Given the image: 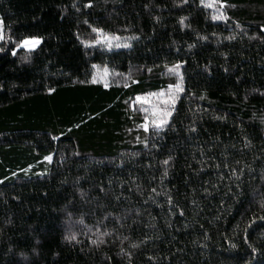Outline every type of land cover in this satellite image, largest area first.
I'll return each instance as SVG.
<instances>
[{
  "label": "trees",
  "instance_id": "1",
  "mask_svg": "<svg viewBox=\"0 0 264 264\" xmlns=\"http://www.w3.org/2000/svg\"><path fill=\"white\" fill-rule=\"evenodd\" d=\"M86 2L0 0L6 40L8 36L41 38L34 50L21 48L15 56L11 54L14 43L0 41L5 48L0 52V264H101L104 253L114 256L115 246L102 245L97 250L90 245L89 239L95 236L78 221L83 218L85 224L96 225L105 212L142 204L133 184L124 186L125 195L132 188L129 201L118 205L111 191L105 196L97 186L107 187L112 180V191L118 192V182L135 176L147 189L152 175L158 184L159 161L169 154L174 159L165 185L185 215L179 216L176 210L169 218L166 204L164 208L143 205V220L150 213L156 217L151 222L157 228L137 224L131 230L132 239L139 240L144 233L160 239L142 248L136 264H145V253L158 254L160 264H168L165 255L171 264H264V221L257 219L249 227L254 214H261L258 201L264 197L259 179L264 168V124L259 119L264 114V0H227V5H235L224 9L230 17L227 22L213 21V9L200 6L199 0L186 4L180 0H93L91 8H84ZM155 16L159 22L153 20ZM181 16L187 17L188 28L181 29ZM236 22L241 28H236ZM89 24L140 39L130 41L131 48H86L81 40L95 36ZM197 33L208 39L198 40ZM230 35L235 39H225ZM189 44L195 47L189 49ZM177 60L185 62L181 72L187 91L176 101L172 127L149 140V145L154 142L159 147L145 148L142 141L151 129L144 133L136 128L143 114L137 107L136 111L128 107L129 99L166 87L171 78L164 64ZM100 66L109 73L107 88L96 77ZM148 68L153 71L149 73ZM113 72H131L139 83L127 81L130 86L125 88L124 77ZM93 76L100 82H91ZM49 87L54 91L48 92ZM202 94L204 99L199 98ZM192 123L195 133L186 131ZM50 134L59 139L52 141ZM137 135L141 142L136 141ZM243 136L251 140L247 149H243ZM49 153L52 161H44ZM255 156L262 158L255 160ZM225 157L229 163L241 159L251 164L256 176L251 180L245 173L242 195L235 199L226 195L232 181H220V174L226 173ZM150 164L156 167L149 168ZM77 177H81L78 183ZM205 181L219 185H208L210 196L202 191ZM78 188L88 192L84 200ZM143 195L147 198V192ZM169 219L170 229L165 227ZM131 223L127 221L121 230L124 234ZM106 226L111 229L112 221ZM69 230L77 233L79 244L63 239ZM245 235L255 252L244 244ZM231 243L237 247L231 248Z\"/></svg>",
  "mask_w": 264,
  "mask_h": 264
},
{
  "label": "snow or ice",
  "instance_id": "2",
  "mask_svg": "<svg viewBox=\"0 0 264 264\" xmlns=\"http://www.w3.org/2000/svg\"><path fill=\"white\" fill-rule=\"evenodd\" d=\"M181 4H186L187 0H180ZM200 6L204 8H211L213 9V14L211 16V19L213 21H225L227 22L230 17L226 14L224 11L226 6L235 7V5H227V0H199ZM218 5V7H217ZM75 6V5H74ZM93 6V0H87L86 3H84V8H91ZM147 8L148 5H145ZM79 11V9H77ZM159 17L155 16L153 17V20L156 22H159ZM187 17L181 16L179 17V24L181 29L188 28L189 25L185 23ZM85 24H88L89 22L87 20L84 21ZM236 28H241V25L239 22H236L235 24ZM4 25L3 20L0 19V41H5L6 43H14V46L11 47V54L13 56L17 55L18 49H26L28 51H32L35 49V47L41 42V38L36 36H25L18 38L16 40H13L11 36L7 37V40L5 38V34L3 31ZM89 28L91 30V33L95 34L94 38L89 40H81V43L84 44L86 48H91L95 46H102L106 47L107 49L111 50L112 48H131L132 45L130 41L132 40H139V36H129V37H121L117 33H110L106 32L104 29L100 27H96L94 25L89 24ZM261 31L264 32V26H261ZM213 35H216L213 33ZM79 39V37H77ZM198 40H207V36H202L199 33H197ZM254 37H249V39H252ZM227 40H233L235 39L234 36H227L225 37ZM195 47V44H189L188 48L191 49ZM5 48L0 47V52H4ZM23 59L27 60L28 57L25 56ZM185 63L184 61L177 60L175 63L164 64V70L167 74V76L170 79V82L167 83L166 87H161L157 91H149L144 92L141 94H136L134 99H132V102L128 105L130 109L133 111H136V105L139 104L138 111L143 114V119L141 122L136 124L137 129H143L144 133H151L150 135H147L144 137L142 143L144 144L145 148H158L159 146L156 143H152L149 145V140H151L153 137H159L160 133L166 128V127H172L170 123V117H172L173 112L176 110L175 105L176 101L181 98L182 93H186V87H185V77L184 74L181 72V65ZM93 68H96V65H92ZM143 67V66H141ZM158 67V66H155ZM226 70V69H225ZM147 71L151 73L153 71V68H148ZM113 75L120 77L123 76L125 82L123 83V87L128 88L130 85L127 81H131L132 84L139 83L138 80L133 79L131 72L128 74L124 73H116L113 72ZM105 75H107V72H105ZM172 79H174V82H172ZM88 81H81V83H87ZM93 83L100 82L95 76H93L92 81ZM104 87H109V84L107 81L104 82ZM54 89L51 87L48 88V92H52ZM252 91H257V89H253ZM191 95V93H188ZM261 95L264 96V92H261ZM155 97V100L151 99ZM200 99H204L203 94L199 97ZM247 99V96L244 98ZM127 103V102H126ZM256 114L253 113V117H255ZM129 119H132L130 116ZM217 119H223V117H217ZM260 123L264 124V114H262L260 117ZM83 123V121H81ZM77 128L80 127L79 124L76 125ZM71 131V129H69ZM130 133L133 131V129L128 130ZM186 131L190 133H195L197 131L195 123H192L188 126ZM51 135V134H50ZM61 136L63 133L60 134ZM59 139L56 135H51L52 141H57ZM137 142H141L140 136L137 135L136 137ZM242 145L243 149H247L251 146V140L247 136L242 137ZM233 149H235V145H232ZM262 155H264V147L261 149ZM205 153L203 150H201V156H203ZM74 155H80L79 152H74ZM131 155H139L138 152H133ZM53 158V154L49 153L48 155H45L43 157L44 161L51 162ZM261 156H255V160H260ZM172 155H167L164 159L159 161V169L160 170V178L159 182L157 184L156 176L152 175L151 178L148 181L149 187L147 189L143 188L139 183H137V177L130 176V178L125 179L120 183L119 191H112L114 188V184L112 180L108 181V186L106 187L103 183L98 185V191L102 193L103 195L107 196L109 195L110 191L112 192L113 200L118 205L123 201H129L130 194L132 192V188H128V194L125 195V187L128 184H133L135 186V189L138 193L141 194L142 198V204L137 203L135 205H131L124 208L122 211H109L105 212L103 217L99 219L96 223V225H87L85 224V221L83 218H81L78 223L81 225H84L85 229L88 232H92V234L95 236L94 239L90 238L89 243L90 245L94 246L97 250H100L101 246H115L117 248V251L115 252L114 256L108 255L107 253H104L102 255L101 264H136L137 256L139 253H141V250L144 246H146L149 243L154 242L155 240H159L160 236H149L147 233H144L142 235V238L139 240H133L131 230L134 228L137 224H142L145 229H156L157 225L155 223H152L151 221H154L156 217L152 216L150 213H148L149 219L147 221L143 220V217L146 213V209L143 208V205H147L149 203L154 204L157 208H164L165 204L167 205V215L168 217H172L176 215V210H179V216L183 217L185 215V212L183 209L179 208L178 202L174 199V196L172 195L171 189H168L165 185V180L169 176V169L172 167V161H173ZM198 163H203V161H197ZM236 165H242L240 167H237ZM223 169L226 170L225 172H222L220 174V181H223L225 179H228L229 181H232V184L227 186V193L231 194L233 199L236 198V196L242 195V187L243 184L242 177L247 174L249 175L251 180H255L256 176L254 174V169L251 164L245 163L241 159H236L232 163H229V160L227 157L224 158L222 161ZM31 167V165H29ZM156 167L154 164H150L149 168ZM189 167H191L189 165ZM215 168L219 170L221 168V164H215ZM23 171L27 172V169H24ZM200 171H203L201 168ZM13 176L16 175L15 172L12 173ZM81 177H77V183ZM259 179L261 181V184L264 185V168L261 169ZM0 183H3V181H0ZM210 185L212 188H218V184H212L210 181H205L204 185H202V191L206 194V196H210L211 193L209 192ZM235 189V190H234ZM79 192L81 200H84L88 196V192H86L83 189H77ZM147 192V198H144V193ZM157 197H164L163 201H157ZM193 204L196 203L195 200L192 201ZM221 204H223V200L221 201ZM258 207L261 212L259 216H255L254 219L249 222V227L253 223L256 222L258 219L259 221H264V197H262L258 201ZM71 215V214H70ZM219 219V217H217ZM111 220L113 223V227L109 229L106 224L107 222ZM131 221L132 223L128 225V228L130 229L128 234H124L121 230L125 227V224L127 221ZM173 222L171 219L167 220L165 222L166 228H172ZM185 228L188 227V225H184ZM201 229L204 228V226L201 224L199 225ZM93 228L95 231H93ZM179 231V229H177ZM247 231V229L245 230ZM110 238V239H106ZM208 238L207 231H204V239ZM65 241L73 242L75 241L77 244L80 243V241L77 239V233L69 230L63 237ZM175 237H172V240H174ZM171 243V241H170ZM192 243L195 245L197 243L196 240H193ZM244 244L248 245V247L252 248V252H255L256 249L252 247V245L249 243L247 235L244 237ZM231 248H236L237 245L235 243L230 244ZM177 251L182 252L183 249H177ZM171 255H175V253H171ZM23 255V253H21ZM145 264H160L158 260V254H151V253H145ZM163 260L168 261V264H171L169 261V256L165 255L163 257Z\"/></svg>",
  "mask_w": 264,
  "mask_h": 264
},
{
  "label": "rangeland",
  "instance_id": "3",
  "mask_svg": "<svg viewBox=\"0 0 264 264\" xmlns=\"http://www.w3.org/2000/svg\"><path fill=\"white\" fill-rule=\"evenodd\" d=\"M1 19V18H0ZM40 44V43H39ZM38 44V45H39ZM37 45V46H38ZM36 46V47H37ZM35 47V48H36ZM105 72H107V75H105ZM108 70L106 69V67H103V66H100L98 69H97V71H96V77H98V78H100L101 80H103V81H105L106 80V77L108 76ZM151 91H154V90H151ZM149 92V91H148ZM136 94H138V93H136ZM136 94H134V97H135V95ZM134 99V98H133ZM151 99H153V100H155V97H153V98H151ZM132 102V97L129 99V102H128V104H130ZM136 107L139 109V104H137L136 105Z\"/></svg>",
  "mask_w": 264,
  "mask_h": 264
}]
</instances>
